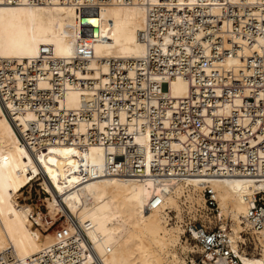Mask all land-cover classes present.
Here are the masks:
<instances>
[{
    "label": "bare ground",
    "instance_id": "obj_1",
    "mask_svg": "<svg viewBox=\"0 0 264 264\" xmlns=\"http://www.w3.org/2000/svg\"><path fill=\"white\" fill-rule=\"evenodd\" d=\"M198 1L152 0L154 4H164L171 10L173 24L166 28L168 33L164 31L162 34L165 44L174 40L176 24L187 19L177 10L184 9V5L193 7ZM143 2L100 0L102 5L99 9L88 7L85 24L98 28V37L93 38L80 34L79 5L75 0L38 5L24 0L15 4L0 0V252L3 256L9 254L14 261L34 264L35 259L45 254L55 241L61 243L55 232L42 233L38 228L44 221L48 223L42 214L35 211L30 203L19 201H23L22 188L34 179L44 191L47 214L54 219L51 223L63 218L62 227L73 233L76 230L71 223L73 219L86 238L88 244L82 238L79 240L80 246L89 250L82 253L83 264H195L194 253L201 252L202 247L192 237L196 236L195 232L187 234L188 225L184 217L192 210L190 204L184 205L187 202L204 207L201 216L225 230L234 250L237 239H244L239 234L242 230L247 231L241 217L247 215L255 194L264 195L262 162L255 166V173L249 169L248 174H242L240 170H235L232 175L214 174L206 169L187 176L143 173L146 156L150 154L147 151L144 156L142 150L147 148L143 128L147 111L142 106L147 108L148 100L140 98L139 111L117 112L115 103H111L100 90L109 84L115 86L111 78L102 76L107 72V61L111 58L122 60V67L131 77L137 74V68L145 70V65L137 63L148 52L147 42L139 38L140 31L147 28L145 16L149 7ZM219 11L218 7L209 9L211 13ZM255 11L262 15L259 10ZM153 13L155 17L159 16V12ZM204 34V29L199 27L194 37L200 39ZM227 37L240 44L243 41V38L229 33L223 38L225 47L229 46ZM79 39L92 41L93 55L87 58L86 71L84 59L79 60L84 68L79 64L75 68L59 59L72 56L74 44ZM148 39L152 44L159 42L154 36ZM256 39L249 44L250 51L244 50L250 56L248 64L239 55H225L221 60L210 55L206 57L208 64L202 69L209 76L203 82L211 83L210 88L215 94L222 95L215 100L216 107L211 108V112L217 115L216 125L222 116L229 118L236 113L237 124L248 127V146L252 147L248 151L254 156L264 157V134L255 131L261 122L260 114L264 112V105L260 104H264V55L261 59L259 57L264 53V34L257 35ZM202 41L208 56L209 40ZM254 52H257L256 56H253ZM49 53L55 56L53 66L59 74L69 69L75 74V81L51 79L49 74L53 68L47 64L46 55ZM25 59L30 65L39 60L41 68L48 70L25 76L8 71L19 64L27 67ZM258 62L260 65L256 67ZM174 69L177 74L167 73ZM185 69L176 66L164 68L166 72L163 74L152 73L149 87L154 93L149 94L150 103L159 107L157 98L161 95L170 101L185 97L190 93V82L197 86L196 90L209 88L202 87L200 76L196 79L195 75L200 72L197 67L196 70L193 68L195 75L191 80L184 76ZM229 69L233 70L232 76L225 73ZM214 70L227 78L212 76ZM138 79L143 86L147 85L144 77L138 76ZM231 82L235 84V90L224 94L222 84ZM251 94L255 95V103H243L245 96ZM124 95L127 96L126 91ZM91 97H96V104L89 109L83 108L81 101ZM192 102L196 103L197 99ZM171 103L174 106L180 104L176 99ZM60 109L64 111L63 115H70L68 124L72 125V132L65 127L67 117L60 123L49 122L50 113L57 115ZM106 112L110 114L109 119L102 117ZM77 113L79 117H76ZM88 113L92 115L91 120ZM114 114L119 115V121L113 120ZM212 119V115L204 117L206 122ZM161 122L169 124V120ZM263 123L264 120L260 127ZM33 126L38 128V134H35ZM96 128L101 132L99 138L96 137L98 142L96 138H90ZM121 129L132 134L131 142L143 147L134 146L135 150H131L130 140H123L120 136ZM200 129L209 134L210 128L205 124L201 123ZM81 133L84 135L80 136ZM151 133L156 139L164 136L159 127ZM177 136L182 141L188 138L183 132ZM220 137L229 139L230 134L224 133ZM106 140L109 142L105 143ZM159 143L158 149L150 155L153 164L166 161L160 159ZM169 143L172 149L184 147L181 142L171 140ZM259 143V148L253 147ZM239 157L245 160V152H241ZM137 162H140V168L134 167ZM204 188L210 190L217 205V212L212 217L204 211L207 209L201 194ZM188 215L196 217L194 211ZM246 225L254 239L255 249L249 255H240L241 264H264V229L257 231L251 223L246 222ZM52 261L64 264L56 259Z\"/></svg>",
    "mask_w": 264,
    "mask_h": 264
},
{
    "label": "built area",
    "instance_id": "obj_2",
    "mask_svg": "<svg viewBox=\"0 0 264 264\" xmlns=\"http://www.w3.org/2000/svg\"><path fill=\"white\" fill-rule=\"evenodd\" d=\"M8 3H19L22 0H1ZM29 4L38 5L46 3H54L56 1L63 2V0H24ZM164 2H173L175 0H159ZM79 5V13L82 8L87 7H96L99 9L102 4L100 0H82V2H77ZM66 3V2H65ZM144 4L148 5V13L145 16V22H147L146 29L140 31L139 38L147 42L148 52L142 57L143 60H137L139 66L145 65V70L137 68L133 77L129 76L127 70L122 67V60H115L113 58L107 61L108 70L102 76H107L113 80L115 86H110L109 84L105 88L100 90L104 91L106 97L109 98L111 103H115V109L117 112L120 111H130L134 110L139 111L138 106L139 100L141 97H144L148 100L147 108L143 105L142 109L147 111L144 123L145 138L147 141V148L143 147L142 144H136L131 142L132 134H129L122 129L119 130L120 136L123 140H130V149L135 150V147H143V154L146 155L148 151L150 154L146 156L145 164L143 165V173L150 172L154 174L161 175H171V176H187V175H196L201 173V169H206L209 173L214 174H226L232 175L235 173V170H240L242 174H248V170H253L255 173V166L262 162V167L264 169V157H257L251 154L248 150L252 147L248 146V127L240 126L237 124L236 113L229 118L222 116V120L217 126L216 117L214 113L211 112V108L216 107L215 100H218L222 95L217 96L213 89H211V83L203 82V80L208 79V75L204 72L202 67L208 64L206 57L214 56L221 60L225 55H239L240 58L245 61V64H248L250 56L246 53L248 50H251L249 44L256 42V36L264 34V0H254V2L249 3L248 0H199L198 4L195 2L193 7L184 5V9L177 10L178 13L187 17L184 22L181 24H176L175 34H173L174 40L170 43H164L162 34L164 31L168 33L166 28L171 27L173 20L171 19V10L167 9V6L164 4H154L152 0H144ZM193 3V2H192ZM175 7V6H174ZM213 7H218L220 11L218 13H211L209 9ZM153 8V10H151ZM262 13L260 15L257 11ZM159 12V16L155 17L153 12ZM255 16L262 17L261 20L257 19ZM193 22L194 24L192 25ZM196 24V25H195ZM202 27L204 29V35L200 39L194 37V32ZM172 31V29H170ZM233 34L243 38L242 43L230 39L227 37V44L229 46L225 47L223 38L226 34ZM151 35V36H150ZM154 36L155 40L159 42L152 44L148 37ZM209 40V55L205 54V47L202 40ZM92 40V38H90ZM90 40L82 41L79 39L73 48V55L70 57H60L63 59L65 64L73 65L77 68V64L81 65L80 68H84V65L81 64L80 59H84L86 69L88 66L87 58H90L92 53V47L90 45ZM179 40V42H177ZM262 45V43H260ZM165 46V48H163ZM222 48V50H218ZM247 50L244 52V50ZM46 53V51H44ZM241 53V54H238ZM47 58V64L52 67V73L49 75L51 79H57L58 81L69 80L73 82L76 80L75 74L69 70L65 69L63 74H59L58 70L54 68V57L53 54L49 53ZM257 52L253 53V56H256ZM260 55V59L262 58ZM252 57V56H251ZM70 59V60H67ZM176 59V61H172ZM195 59V60H194ZM194 60V61H193ZM26 66L19 64L15 66L14 70H8L18 73L20 76L33 75L34 72L37 74L41 71L48 70V68H41L40 61H33V64H28V60L25 59ZM260 65V62L255 64L256 67ZM30 66H33L31 68ZM185 67L183 72L184 76L191 80L192 76L195 75L193 68L196 70V67L200 72L195 75L196 79L200 76L202 78V87H209L208 89L196 90L197 86L190 82V93L185 97L181 98H172L176 99L180 104L174 106L165 95L159 96L158 104L154 105L150 103L149 94L154 93L150 91V83L153 80L151 78L152 73H165L164 68L171 69L172 67ZM187 67L189 69H187ZM248 67V66H247ZM202 69V70H201ZM25 70V71H24ZM168 71L170 75L177 74L178 71ZM241 71V69H239ZM228 75L233 74V70L229 69L225 71ZM48 74V73H47ZM222 76V79H226V75L221 74L218 70L212 72V76ZM67 76V78L65 77ZM138 76L144 77L147 85L143 86ZM72 79V80H71ZM166 80V79H165ZM167 83V82H166ZM224 88V94L228 90L234 91L235 84L226 83L222 84ZM125 91L127 96H125ZM197 91V92H196ZM13 92V91H12ZM159 93V91H157ZM116 95V96H113ZM1 96V95H0ZM13 97H15L13 95ZM43 98V97H41ZM196 103H193V100H196ZM135 102V103H134ZM255 103V95L245 96L244 102ZM82 107L89 109L96 104V97H91L90 100L84 98L81 101ZM263 106V103H260ZM165 105V106H162ZM152 109V111L150 110ZM167 109L170 111L167 114ZM161 110V111H160ZM207 110L206 112H204ZM204 112V113H203ZM64 111L60 109V113L55 115L50 113L49 122L50 123H60L65 117L68 118L66 121L65 127L68 132H72V125L68 123L71 121L69 118L70 115H63ZM156 114V115H155ZM102 116V114H100ZM206 115H212L213 119L211 122H206L204 117ZM255 115V114H254ZM76 117H79L78 113ZM103 118L109 119L110 114L106 112ZM128 117V116H127ZM255 117V116H254ZM261 122L264 120V112L260 114ZM114 121H119V115L114 114L112 116ZM88 119H92V115L88 113ZM169 120L168 125H164L162 120ZM155 120V122H154ZM256 122V119H253ZM203 123L210 128L209 134L206 135L200 129V124ZM258 125L255 131L262 132L264 134V123L260 127ZM159 127L163 130V138L156 139V136L151 133V130ZM260 127V128H259ZM37 132V127H32ZM59 130V126H58ZM183 132L186 133L188 138L185 141L180 140L177 136V133ZM228 133L230 134L229 139H224L220 137L221 134ZM101 134L100 130L96 128L95 133L90 136L91 139L99 138ZM84 134L81 133L80 136ZM95 135V137H94ZM252 134L250 133L249 136ZM119 138V137H118ZM173 140L176 143L181 142L184 145L180 149H172L169 145V141ZM98 142V139L96 138ZM159 143L160 150V159L164 158L166 161L164 163L159 162V164H153L151 161V152H154L158 148L156 147ZM187 141L189 143H187ZM109 140H106L105 143H108ZM125 142V141H124ZM120 143V142H119ZM193 146V148L191 147ZM261 146V144H256L253 147ZM241 152H245V160H241L239 155ZM123 156V155H122ZM120 158L119 156H117ZM140 162L134 164V167L140 168ZM155 166V167H154ZM222 169V170H220ZM259 173V171L257 172ZM264 175V170H263ZM35 185L38 187V192L44 194V191L38 183L35 182ZM32 184L25 185L22 188V192L26 191L30 195L32 190ZM202 196L205 199V208L207 215L213 216L217 212V205L215 200L212 198V194L208 188H204L201 192ZM247 202L250 200L247 199ZM252 206L249 207L247 215L242 216V224L246 226V230H242L239 234L243 236L242 239H237L235 250L231 248L228 237L225 233V230L222 229L219 224L210 223L208 220H205L201 214L204 207L200 204L194 202H187L184 204L188 206L189 204L192 207V210H189V213L193 212L196 214V217H191L186 212L185 222L187 223V234L192 231L196 233V236H192L197 245L202 247L201 252L194 253L195 264H241L240 255H249L255 249L254 239L252 234H250L249 229L247 228L246 222L251 223L253 228L257 231L264 229V195L263 193H257L253 196ZM175 215V214H173ZM176 216V215H175ZM71 223L74 227L75 232L68 233L67 229L60 226L54 230L56 238H61V243L54 242L51 245V248H47L45 254L41 255L39 258L35 259L34 264H54L52 259H56L57 262H63L64 264H83L82 253L89 252L86 248H82L79 244V240L82 238L83 241L87 243L86 238L81 232L79 226L75 220H71ZM63 235V237L61 236ZM191 237V238H192ZM46 260V261H45ZM22 264L20 260L14 261L11 255L6 254L2 255L0 252V264H12V263Z\"/></svg>",
    "mask_w": 264,
    "mask_h": 264
},
{
    "label": "rangeland",
    "instance_id": "obj_3",
    "mask_svg": "<svg viewBox=\"0 0 264 264\" xmlns=\"http://www.w3.org/2000/svg\"><path fill=\"white\" fill-rule=\"evenodd\" d=\"M35 182L38 183L37 181H35V179L30 181V184L33 183L30 195L26 193V191L22 192L23 194L20 191L21 198H23V201L19 199L18 200L21 202L30 203L35 211H39L42 214L43 220H47L48 223H45L44 221V224L41 227L40 226L38 227L42 233H53L54 230H56L57 228L63 225V218H60V219L57 218L53 224L51 223V219L53 218H50V216L47 214V209L45 207V203L43 202L44 194L39 195L38 192L40 191L38 192L36 191V189L38 190V187L35 185ZM45 228H47V230Z\"/></svg>",
    "mask_w": 264,
    "mask_h": 264
},
{
    "label": "water",
    "instance_id": "obj_4",
    "mask_svg": "<svg viewBox=\"0 0 264 264\" xmlns=\"http://www.w3.org/2000/svg\"><path fill=\"white\" fill-rule=\"evenodd\" d=\"M87 8H82L80 11V34L81 36H88V37L96 38L98 37V28L96 26H89L85 24V21L87 19V17L85 16L86 14L85 10ZM94 9L97 10V8H94Z\"/></svg>",
    "mask_w": 264,
    "mask_h": 264
}]
</instances>
